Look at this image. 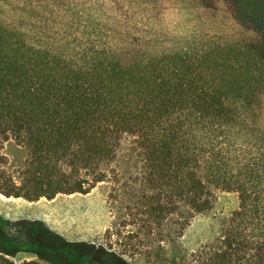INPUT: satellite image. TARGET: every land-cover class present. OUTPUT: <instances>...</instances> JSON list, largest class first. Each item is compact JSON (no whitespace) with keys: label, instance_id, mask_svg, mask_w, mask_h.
<instances>
[{"label":"trees","instance_id":"16d2710c","mask_svg":"<svg viewBox=\"0 0 264 264\" xmlns=\"http://www.w3.org/2000/svg\"><path fill=\"white\" fill-rule=\"evenodd\" d=\"M99 182L121 250L0 214V264H264V0H0V195ZM217 190L238 206L187 251Z\"/></svg>","mask_w":264,"mask_h":264},{"label":"rangeland","instance_id":"374dc122","mask_svg":"<svg viewBox=\"0 0 264 264\" xmlns=\"http://www.w3.org/2000/svg\"><path fill=\"white\" fill-rule=\"evenodd\" d=\"M109 192V184L99 182L86 193H59L51 199L43 197L28 201L0 195V214L15 222L14 229L20 236L26 229L23 220L38 219L69 241L101 245L110 239L112 247L121 250L123 248L119 240L121 237L116 234L120 221L119 212L116 204L109 198ZM238 202L236 192L217 190L212 207L204 213L195 215L185 229L181 238L183 247L191 251L204 244L215 242L219 237L222 222L237 208ZM108 228H112L111 232H113L110 238L106 234ZM126 256L129 254L127 253ZM134 258L136 259V256ZM10 259L16 263L23 260H37L42 264H50L34 254L25 252H20L15 258ZM137 260H133L132 264H143Z\"/></svg>","mask_w":264,"mask_h":264}]
</instances>
